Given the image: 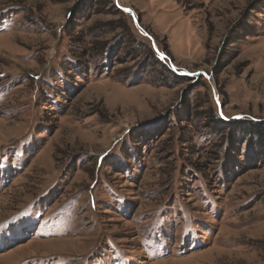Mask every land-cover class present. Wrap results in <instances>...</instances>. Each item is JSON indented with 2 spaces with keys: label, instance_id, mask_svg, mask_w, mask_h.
<instances>
[{
  "label": "rangeland",
  "instance_id": "374dc122",
  "mask_svg": "<svg viewBox=\"0 0 264 264\" xmlns=\"http://www.w3.org/2000/svg\"><path fill=\"white\" fill-rule=\"evenodd\" d=\"M0 264H264V0H0Z\"/></svg>",
  "mask_w": 264,
  "mask_h": 264
}]
</instances>
